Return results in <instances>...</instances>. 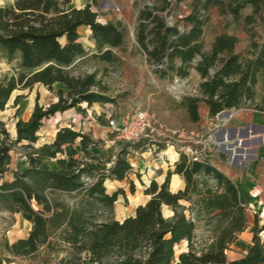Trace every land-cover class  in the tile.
<instances>
[{"label": "trees", "instance_id": "16d2710c", "mask_svg": "<svg viewBox=\"0 0 264 264\" xmlns=\"http://www.w3.org/2000/svg\"><path fill=\"white\" fill-rule=\"evenodd\" d=\"M188 1L191 12L182 32L178 25H169L162 13L173 3ZM71 3L16 0L0 6V51L10 61L17 60V73L7 83L0 82V110L17 89H32L36 84L49 89L55 84L65 86L58 90V101L47 107L36 103L31 117L16 123L13 143L31 149L26 154L29 163L14 170L10 180L0 182V211L21 214L32 229L27 238L4 243V260L9 263L12 257H27L42 247L65 244L74 255L85 252L93 264H264V225L257 218L248 252L239 259H228L229 246L248 228L250 194H242L212 164L194 162L182 154L162 184L151 181L145 190L150 196L147 203L119 221L110 214L119 196L127 194L123 188L110 193L106 182L125 181L136 173L129 150L127 154L122 150L116 159L103 160L91 149L96 140L71 126L59 128L51 142L35 147L44 120L83 102L92 106L110 100L96 73H73L75 63L89 54L80 40V27L91 29L96 48L92 55L104 62L120 63L118 51L127 46L128 33L121 22L100 23L91 4L69 8ZM215 7L250 34L245 51H238V36L227 31L216 34L208 47L206 28ZM247 8L251 13H245ZM263 13L264 0H163L161 7L140 10L136 42L159 78L184 80L193 71L199 74L196 93L185 94L176 102L192 122L200 120L202 103L209 107L210 117L227 109L264 114V41L252 32ZM20 99L17 96L16 103ZM135 145L146 150L143 143ZM11 151L6 141L0 143V179L12 163ZM47 158L54 159L57 167L52 168ZM174 173L186 182L177 193L170 189ZM130 190L136 192L133 180ZM164 206L172 207V217L164 215ZM183 242L187 248L177 259V247ZM61 264L79 262L69 258Z\"/></svg>", "mask_w": 264, "mask_h": 264}, {"label": "rangeland", "instance_id": "374dc122", "mask_svg": "<svg viewBox=\"0 0 264 264\" xmlns=\"http://www.w3.org/2000/svg\"><path fill=\"white\" fill-rule=\"evenodd\" d=\"M16 0H0V6L14 4ZM86 4H91L92 9L98 13L100 23H118L121 22L127 29L128 42L126 49L118 51L122 61L118 64L104 62L92 54L96 51L93 34L90 28L81 27L80 40L84 44L87 52L86 57L78 60L73 66L75 75L96 73L97 79L101 80L106 86V94L110 100L107 102H98L89 106L87 102L80 104V107L67 110L65 113H57L54 116L44 120V124L39 132L40 139L35 143L38 148L44 143L51 142L57 133V129L62 124H70L77 130L96 133L98 137L96 145L91 149L103 160H112L116 158L122 150L125 154L129 148L135 144H124L117 139L107 127V114L111 112H127L129 110L145 109L153 116L152 128L154 129V138L160 142V147H151L144 151L141 159L144 162L131 160L137 171L131 174L130 179L125 181L107 180L106 185L110 193L119 188L126 191L127 197L121 195L116 203L114 212L110 217L117 220H123L125 216L135 214V207L139 203H147L150 196L145 194L147 185L150 181L158 178L160 173L167 170L168 165L175 159V148L181 146V139L173 133L174 130L185 129L189 132H195L203 136V140L209 141L208 154L226 160L228 153L219 146L218 135L223 128L227 126L225 120L215 117L213 120L209 117L201 119L199 122H192L184 109L177 107L176 102L180 101L185 94L196 93L198 78L194 75L184 80L177 78H159L153 71L152 65L146 60V55L139 48L136 42V28L139 24L138 17L140 10L145 6L161 7L163 0H72L69 8H82ZM215 13L212 20L206 28V42L208 47L214 36L221 31L238 36L240 42L238 51H245L250 43V34L241 25L232 22L231 17L222 15L218 8H214ZM191 12L189 3H173L168 12L162 13L168 23L184 27L185 17ZM245 13H251V8L245 10ZM229 26V27H228ZM252 32L255 33L257 40L264 41V13L263 20L254 26ZM17 73V60L10 61L8 57L0 51V82L7 83L12 75ZM62 84H55L53 89L42 84H36L32 89H17L4 110H0V143L6 141L12 146V163L8 172L5 173L2 180H10L13 177L14 170L28 166L29 160L26 156L31 149L24 148L22 144L13 143L16 138V123L19 119L28 120L31 117L36 103L47 107L49 104L58 101V90L64 88ZM21 99L16 103L17 96ZM100 107L105 110L103 115H97L95 108ZM105 116V117H103ZM101 124V127L99 126ZM243 134L246 129H243ZM244 140L240 147L245 149V154H252V145L256 142L250 137L242 138ZM152 143V142H151ZM79 148V146L77 145ZM229 149L227 146H225ZM156 148V149H155ZM82 155V154H80ZM52 168L57 164L54 159H46ZM148 160L152 164L148 163ZM141 161V160H140ZM249 169V168H246ZM263 170L257 174V180L261 184L263 179ZM130 180L136 184V192L130 190ZM263 184V183H262ZM261 184V185H262ZM184 206L188 207L189 202L182 201ZM258 207H252L248 204V226L249 232L253 238L254 221L257 218L260 225H264V211H258ZM172 207L164 206L163 213L171 216ZM189 214V211L186 210ZM32 229V224L23 221L18 213L0 211V258L3 264H61L69 258H73L79 264H93L89 262L85 252L74 255L69 245L56 244L55 247H42L36 254L27 257H12L11 262L4 258L7 252L4 249V243L9 241L14 243L22 238H27ZM242 234L229 246L227 250L228 259L238 258L248 252L252 238ZM57 236L54 237V240ZM187 248V242H183L177 247V259L179 254ZM176 264V263H174Z\"/></svg>", "mask_w": 264, "mask_h": 264}, {"label": "crops", "instance_id": "0c3cea01", "mask_svg": "<svg viewBox=\"0 0 264 264\" xmlns=\"http://www.w3.org/2000/svg\"><path fill=\"white\" fill-rule=\"evenodd\" d=\"M186 3H189V1ZM211 12L213 16V14L215 13L214 8L211 10ZM228 17H231V19L233 20L231 15H228ZM82 27H86V26H82ZM222 32L223 31H221L220 33ZM191 75H194L198 78V84H199L200 82L199 74L196 71H193ZM95 110H96L97 115H100V116H102L103 112H105V110L100 107H96ZM228 110L230 111L227 112ZM199 111H200V116H201L200 120L204 119L205 117H209V119H212V120L215 118V117H210L209 107L205 103H202L200 105ZM65 112H61V113H65ZM224 112L225 113L223 115L227 116V118L223 120H225L227 126L223 128L222 131L219 132L217 142L219 146L228 153V158L226 160H223L218 157L212 156L211 164L214 167L218 168L220 171H222L224 174H226L240 188L242 194L249 193L250 194L249 204L252 207L257 206L259 209L258 211L262 212L264 211V114L260 111L252 110V109H239V110L227 109V110H224ZM218 115L217 117H219ZM221 117L219 118L222 119ZM66 126H71V125L62 124L60 125L59 128L66 127ZM99 126L101 127V124H99ZM59 128L57 129V131L59 130ZM243 129H246L245 134L242 133ZM78 131H81V130H78ZM86 131H81V132L88 133L93 138L98 137V135L95 132L90 133ZM245 136L246 137L252 136V138L255 139L256 141L251 147V149L253 150L252 154H245V149L240 147L241 143L244 142L242 138H244ZM227 139L229 140V143H230L229 144L230 149H227L225 147L227 144V141H226ZM234 150H236V153H234ZM144 151L138 145H134L133 147L129 148L130 155L132 156L130 158V161L137 160L139 162H144V160L141 159V155ZM148 163L153 165V163H151L150 160H148ZM246 168H249V169H246ZM174 169H175L174 164L168 165L167 170L163 173H160L158 178H155L154 180H156L159 184H162L166 179L168 171L170 170L174 171ZM261 169L263 170V176H262L263 184L261 183L262 185L259 183V181L256 178L257 174L259 173ZM137 171L138 170L134 168V172L137 173ZM175 178L181 181L180 186L176 190H174L172 187V181ZM113 181H118V180H113ZM118 182H121V181H118ZM149 185L150 184H148L147 187ZM185 185H186V182L183 176H181L180 174H175V173L172 175L171 182H170V189L172 192L177 193L180 190H184ZM118 201H119V198H118ZM141 204H145V203H139L136 205L135 208H137ZM173 214H174V211L172 212L171 216H166L165 214L164 215L169 218V217H172ZM131 215H134V214L125 216L123 220ZM123 220H119V221H123ZM245 233H247L246 237L252 238L249 232V226L242 234H245ZM241 257L233 258L230 260L239 259Z\"/></svg>", "mask_w": 264, "mask_h": 264}, {"label": "built area", "instance_id": "2783aa9c", "mask_svg": "<svg viewBox=\"0 0 264 264\" xmlns=\"http://www.w3.org/2000/svg\"><path fill=\"white\" fill-rule=\"evenodd\" d=\"M179 29L182 32L185 31L182 26H179ZM106 118L111 133L124 144L143 143L146 151H149L151 147H160V142L156 141L153 135V116L148 110L138 108L127 112H111L107 114ZM173 133L182 139L181 146L174 150L176 157L173 161L170 160L171 164H175L182 154L187 155L194 162L211 164L207 139L203 140V136L200 134L185 129L174 130ZM131 165L134 169V165L132 163Z\"/></svg>", "mask_w": 264, "mask_h": 264}, {"label": "bare ground", "instance_id": "6f19581e", "mask_svg": "<svg viewBox=\"0 0 264 264\" xmlns=\"http://www.w3.org/2000/svg\"><path fill=\"white\" fill-rule=\"evenodd\" d=\"M222 119H226L227 118V116H224V115H222V117H221ZM227 141V144H226V146L230 149V146H229V140L227 139L226 140ZM231 142V141H230ZM234 153H236V150H234ZM180 184H181V181L179 180V179H177V178H175V179H173V181H172V187H173V189L174 190H176L179 186H180ZM21 215V214H20ZM22 216V215H21ZM22 219H23V221L25 222V223H27V224H31L29 221H27L23 216H22Z\"/></svg>", "mask_w": 264, "mask_h": 264}, {"label": "water", "instance_id": "95a60500", "mask_svg": "<svg viewBox=\"0 0 264 264\" xmlns=\"http://www.w3.org/2000/svg\"><path fill=\"white\" fill-rule=\"evenodd\" d=\"M230 110H228L227 112H229ZM225 112H221L218 116L221 117ZM150 199V198H149Z\"/></svg>", "mask_w": 264, "mask_h": 264}]
</instances>
